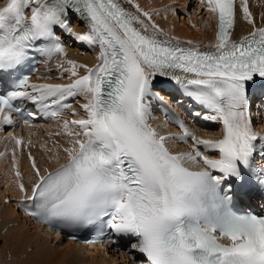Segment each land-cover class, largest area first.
Here are the masks:
<instances>
[{"label":"snow or ice","instance_id":"snow-or-ice-1","mask_svg":"<svg viewBox=\"0 0 264 264\" xmlns=\"http://www.w3.org/2000/svg\"><path fill=\"white\" fill-rule=\"evenodd\" d=\"M200 4L215 20L207 50L168 36L136 0L0 2V82L10 85L0 91V131L17 116L26 126L39 114L74 117L63 120L68 144L54 157L64 163L42 168L29 152L26 183L12 151L16 205L30 220L73 240L94 231L90 244L126 240L134 264H264V213L236 199L241 185L264 187V132L252 111L256 89L264 113V16L258 25L248 0ZM238 11L251 30L233 39ZM65 37L95 49V63L69 59ZM53 59L58 75L33 81V62ZM157 85L173 88L175 105L190 102L192 122L218 123L219 136L197 135ZM157 104L179 133L154 125Z\"/></svg>","mask_w":264,"mask_h":264},{"label":"bare ground","instance_id":"bare-ground-1","mask_svg":"<svg viewBox=\"0 0 264 264\" xmlns=\"http://www.w3.org/2000/svg\"><path fill=\"white\" fill-rule=\"evenodd\" d=\"M167 1L136 0L144 10L149 8V11H152L156 9L155 7H159V15L155 14L156 11L153 13L155 22L164 28V30L171 31L180 40H192L199 47L210 46L215 43L214 18L209 13H207L206 17L204 15L202 16L203 20L207 23L205 30L199 27L195 14L188 24L184 21L182 24H178L174 10L171 5L166 4ZM194 3L198 7L197 11H199L202 5L196 3L195 0ZM248 4L250 11L253 13L259 25L261 23V17L264 16V0H248ZM237 5H239V0H237ZM189 23H192L193 26L190 27ZM250 30L251 26L243 20L242 13L238 11L233 39H239ZM95 57L90 55L82 56L77 51H72L68 55L69 59H75L81 63H88L89 66L95 62ZM155 123L159 125L164 122L158 119ZM62 141L68 142V137L65 135L62 136ZM6 142L3 141L0 143V153L5 154L0 155V172L4 168L3 162L6 158L11 162V168L13 169L12 152L7 153L3 151V146ZM11 147L12 151L13 149L16 151L20 170H24V174L29 181L31 177L30 161L27 158L29 152L24 154L22 151L23 146L17 147L15 144H12ZM175 149L178 151L186 150V148L177 144H175ZM32 155L42 168L48 166L47 162L51 160L43 155L42 150H33ZM52 161L53 165L55 160ZM14 181V174L7 172L4 176L0 173V186L2 184L5 186V189H0V240L3 241V244L0 245V264H119L118 262L131 264V262H128L125 252L118 253L116 250H102L98 247L88 248L78 242L68 240L64 236L55 234L53 231L33 223L28 217L23 216L13 203L6 204L5 199L8 196L22 198L16 189ZM50 237L56 239L58 244L52 245Z\"/></svg>","mask_w":264,"mask_h":264},{"label":"rangeland","instance_id":"rangeland-1","mask_svg":"<svg viewBox=\"0 0 264 264\" xmlns=\"http://www.w3.org/2000/svg\"><path fill=\"white\" fill-rule=\"evenodd\" d=\"M188 1L190 2V6H189V9L190 8H193V10L192 11H188V8H186L185 6H187L188 7ZM167 5H171V7L173 8V10H174V15H175V18H176V20L178 21V24H182V22L184 21V22H187V24H188V22H190L191 20H192V18L194 17V14H195V17H196V20H197V23H198V25H199V27L202 29V30H205V28H206V22H203L202 21V19H201V14H199L198 16H197V9H198V7H196L195 5V3H194V0H168L167 1V3H166ZM184 10H183V9ZM148 10V9H147ZM158 9H155V10H152L153 11V13L155 12V11H157ZM159 11V10H158ZM189 12V13H192L188 18H185V16H182V14L183 13H185V12ZM182 12V13H181ZM199 13V12H198ZM177 16V17H176ZM206 17V16H205ZM189 25H190V27H192L193 26V24L192 23H189ZM171 32V31H170ZM172 33V32H171ZM173 34V33H172ZM42 153H43V151H42ZM44 155V154H43ZM48 155H50V156H53V153H49L48 152ZM45 156V155H44ZM46 157V156H45ZM47 158V157H46ZM48 159V158H47ZM3 164H4V168H2V171L0 172V173H2V174H4L5 172H7L8 170H9V166H10V164L8 163V160H5L4 162H3ZM7 170V171H6ZM21 173H22V171H21ZM6 174H4V176H5ZM23 177V179H24V181L27 183V180H26V177L25 176H22ZM0 189H5V186H3V184L0 186ZM7 199H5V201H6ZM50 239L52 240V245L53 244H55V245H57L58 244V241L56 240V239H54L53 237H50ZM54 239V240H53ZM121 260V259H120ZM127 262V261H126ZM119 264H122L121 262H118ZM130 263V262H129Z\"/></svg>","mask_w":264,"mask_h":264}]
</instances>
